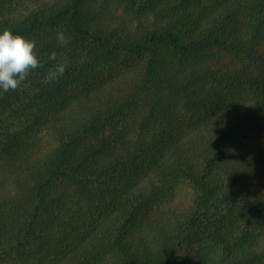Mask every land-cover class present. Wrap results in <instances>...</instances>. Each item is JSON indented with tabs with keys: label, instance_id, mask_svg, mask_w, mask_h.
<instances>
[{
	"label": "trees",
	"instance_id": "1",
	"mask_svg": "<svg viewBox=\"0 0 264 264\" xmlns=\"http://www.w3.org/2000/svg\"><path fill=\"white\" fill-rule=\"evenodd\" d=\"M5 28L41 67L0 89V264H264V0H0Z\"/></svg>",
	"mask_w": 264,
	"mask_h": 264
},
{
	"label": "clouds",
	"instance_id": "2",
	"mask_svg": "<svg viewBox=\"0 0 264 264\" xmlns=\"http://www.w3.org/2000/svg\"><path fill=\"white\" fill-rule=\"evenodd\" d=\"M57 39L61 45L66 43L62 32L57 33ZM49 58L55 60L56 53L53 52ZM38 67H41V63L34 39L13 34L10 28L0 32V89L4 92L16 90L30 72ZM64 72L65 65L61 63L49 70L43 83L58 80Z\"/></svg>",
	"mask_w": 264,
	"mask_h": 264
},
{
	"label": "rangeland",
	"instance_id": "3",
	"mask_svg": "<svg viewBox=\"0 0 264 264\" xmlns=\"http://www.w3.org/2000/svg\"><path fill=\"white\" fill-rule=\"evenodd\" d=\"M185 191H187L186 187H183L182 192L185 193Z\"/></svg>",
	"mask_w": 264,
	"mask_h": 264
}]
</instances>
